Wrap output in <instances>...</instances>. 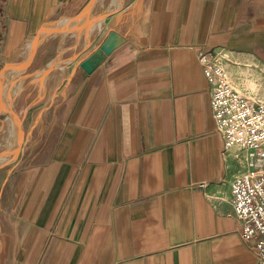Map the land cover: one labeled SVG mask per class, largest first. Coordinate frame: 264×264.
Returning <instances> with one entry per match:
<instances>
[{
  "label": "crops",
  "instance_id": "obj_1",
  "mask_svg": "<svg viewBox=\"0 0 264 264\" xmlns=\"http://www.w3.org/2000/svg\"><path fill=\"white\" fill-rule=\"evenodd\" d=\"M116 2L0 0V259L257 264L197 51L264 102V0Z\"/></svg>",
  "mask_w": 264,
  "mask_h": 264
},
{
  "label": "built area",
  "instance_id": "obj_2",
  "mask_svg": "<svg viewBox=\"0 0 264 264\" xmlns=\"http://www.w3.org/2000/svg\"><path fill=\"white\" fill-rule=\"evenodd\" d=\"M197 59L211 87V106L226 148L237 147L244 171L231 182L232 205L241 222V239L255 242L257 264H264V102L237 91L227 72L205 49Z\"/></svg>",
  "mask_w": 264,
  "mask_h": 264
},
{
  "label": "water",
  "instance_id": "obj_3",
  "mask_svg": "<svg viewBox=\"0 0 264 264\" xmlns=\"http://www.w3.org/2000/svg\"><path fill=\"white\" fill-rule=\"evenodd\" d=\"M120 0H117L116 5ZM125 43V39L115 31H111L100 46L82 60L81 67L88 73H92L105 59L111 55L119 46ZM16 55V54H15Z\"/></svg>",
  "mask_w": 264,
  "mask_h": 264
},
{
  "label": "rangeland",
  "instance_id": "obj_4",
  "mask_svg": "<svg viewBox=\"0 0 264 264\" xmlns=\"http://www.w3.org/2000/svg\"><path fill=\"white\" fill-rule=\"evenodd\" d=\"M0 264H13V260L0 259Z\"/></svg>",
  "mask_w": 264,
  "mask_h": 264
}]
</instances>
